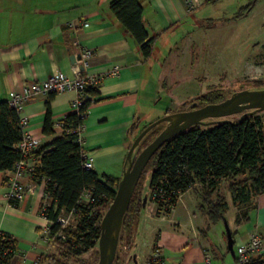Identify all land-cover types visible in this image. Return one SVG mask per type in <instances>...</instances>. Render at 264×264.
Instances as JSON below:
<instances>
[{
    "label": "crops",
    "instance_id": "1",
    "mask_svg": "<svg viewBox=\"0 0 264 264\" xmlns=\"http://www.w3.org/2000/svg\"><path fill=\"white\" fill-rule=\"evenodd\" d=\"M111 1L0 0V101H8L11 93L20 90L25 82L44 80L56 69L73 76L72 55L82 48L91 49L94 52L88 68L91 73L102 74L115 66L119 71L102 79L98 94L92 97L95 101L85 120L84 148L94 157V171L100 177L121 178L140 110L156 106L161 94L172 90L166 84L177 77L183 66L179 58L184 48L192 53L190 70L195 67L198 57L194 53L199 47L196 40L188 46L186 42L194 38L200 26L193 23L187 26L191 15L187 0H139L146 28L155 37L152 55L144 58L134 38L111 11ZM194 1L198 7L219 0ZM177 32L181 33V46L176 41L174 48L163 53L160 39H171ZM76 96L72 91L38 94L26 102L22 115L29 119L28 131L41 140L42 146L63 134L57 124L75 113ZM48 110L54 123L53 134L44 133ZM38 160L33 157L30 161L37 164ZM10 175L9 171H0V231L17 241L18 251L10 264H35L50 248L39 234L45 182L39 183L27 174L22 182L32 190L13 205L6 183ZM189 193L191 196L187 197ZM223 196L229 205L226 219L235 233V255L228 249L227 234L222 228L225 222L212 223L200 209L199 194L190 189L169 213L160 212L157 204L148 200L130 260L136 264H202L204 254L211 253L214 264H237V245L247 242L254 229L264 235V193L252 201L248 220L241 223L237 222L240 206L233 203L229 189ZM141 235L150 239V251L143 262L136 253L145 238ZM154 249L161 254L159 259L152 258Z\"/></svg>",
    "mask_w": 264,
    "mask_h": 264
},
{
    "label": "trees",
    "instance_id": "2",
    "mask_svg": "<svg viewBox=\"0 0 264 264\" xmlns=\"http://www.w3.org/2000/svg\"><path fill=\"white\" fill-rule=\"evenodd\" d=\"M212 1L214 0L207 2ZM110 9L134 38L144 58H149L153 52L155 37L150 36L146 28L141 2L112 0ZM88 92L91 98L83 109L90 106L95 101L92 97L98 94L97 89H89ZM223 100L222 96L209 92L195 97L191 100V105L202 107ZM62 120L65 123L63 134L42 146L33 156L39 158L34 178L39 183L45 182L46 203L43 200L40 211L43 210L46 217L54 222L49 245L55 239L65 245L70 254L81 256L97 246L104 216L101 210L109 207L113 201L122 177H100L94 170L85 169L82 147L76 142L77 135L67 131L77 127L81 120L76 113L69 114ZM233 121L195 125L172 137L154 154L125 214L118 251L123 235L127 233L130 250L134 252L146 188L157 193L158 210L164 213H169L176 206L182 194L190 189L196 190L201 198L200 209L212 223L224 221L229 210L223 195L213 200L225 180L234 179L229 184V191L236 206L250 205L264 193V118L257 113L246 115L241 121ZM152 122L144 125L136 134L135 129L139 123L137 119L134 123V139ZM165 126L166 123L163 122L149 131L142 139L137 154ZM44 133H54L50 110L45 120ZM21 138L22 129L17 111L8 101H0V171L14 170L21 159L17 148ZM149 171L151 177L147 179L146 173ZM8 179L7 177L6 183ZM198 184L202 186V191L197 189ZM85 191L89 192V198H83ZM13 205L17 204L13 202ZM248 213H238L237 222L248 220ZM64 214L74 215L75 229L68 230L67 225L57 222ZM17 251L16 239L10 234L2 233L0 264H10ZM118 251L114 264L118 259ZM235 259L237 262V257ZM250 264H264V255L253 256Z\"/></svg>",
    "mask_w": 264,
    "mask_h": 264
},
{
    "label": "rangeland",
    "instance_id": "3",
    "mask_svg": "<svg viewBox=\"0 0 264 264\" xmlns=\"http://www.w3.org/2000/svg\"><path fill=\"white\" fill-rule=\"evenodd\" d=\"M190 14L187 26L189 27V24L192 23L200 26L197 28L195 36L193 35L194 38L186 42V46H188L193 43L190 41L196 40L197 48L199 47V50L194 53L195 57H198L195 67L192 68V71L190 70L188 65L191 62L192 53H189L187 47L184 48V51L180 52L179 58L183 66L175 77L176 79L173 78L171 82L169 81L170 83L166 84V88L169 86L172 90L168 94L165 90L161 94V100L156 102V106L147 111L144 107L140 110L138 123L140 129L150 121L188 109L191 106V100L200 94L211 92L226 99L236 91L264 88V0H219L196 6L190 11ZM180 37L181 33L178 32L171 39L162 37L159 44L162 46L163 53L168 52L171 47L174 48L176 41L179 42L178 46L180 47ZM174 79L176 81L178 79L176 85L173 83ZM258 114L264 118V111ZM240 116V114L233 115L229 119L237 120ZM139 128L136 127V134ZM150 177L151 171L146 173V178ZM233 180V178L227 179L213 200L227 194L229 184ZM197 188L202 191L201 185L198 184ZM189 196L191 193L187 195V197ZM252 205L253 202L250 205L241 206L238 213L243 215L249 212ZM107 209L108 207L103 208L101 213L104 215ZM231 212H233V208H231ZM231 212L229 218H231ZM222 226L223 231H226L224 224ZM75 227L76 219L72 215L69 217L67 229L73 230ZM262 236L264 237L263 234ZM149 243L150 239L145 237L138 245L136 253L141 256V262L146 259L150 251ZM153 251L156 253L157 249ZM49 253L38 264H98L100 257L98 244L93 250L81 256H74L69 253L65 245L55 239L50 245ZM131 255L129 238L125 233L120 242L118 259L115 264H136L130 260Z\"/></svg>",
    "mask_w": 264,
    "mask_h": 264
},
{
    "label": "built area",
    "instance_id": "4",
    "mask_svg": "<svg viewBox=\"0 0 264 264\" xmlns=\"http://www.w3.org/2000/svg\"><path fill=\"white\" fill-rule=\"evenodd\" d=\"M208 1V0H207ZM188 10L192 11L196 6L194 0H187ZM83 24V22H82ZM84 26H88V22H84ZM73 26V24H72ZM81 54V58L77 59L73 63V76H68L60 69L54 70V72L44 80L25 82L20 90H15L11 93V96L8 100L11 107H13L19 116L20 126L22 129V138L18 143L17 148L21 154V159L16 163L14 170L11 172V175L7 181L8 189V199L13 204H17L19 201L24 199L31 187L25 185L22 182V179L27 175L34 177V170L36 163H32L30 160L33 158L34 154L42 147L41 140L34 137L29 131V119L23 116V110L25 108L26 102L35 95H47L50 93H62L66 91H72L77 94L75 100L73 101V107L75 113L78 115L81 120L80 124L74 129H68L70 133H75L77 135L76 142L82 147V158H83V167L87 170H94L95 161L94 157L85 150L84 148V130H85V120L90 114V106L86 109H83L87 100L91 98L89 89H97L100 82L107 76L116 75L119 71V67L115 66L104 72L102 74H93L89 71L90 61L94 55V52L88 48H82L78 51ZM77 54V53H76ZM83 66L84 69L81 70L80 66ZM59 127L64 129V121L61 120L57 124ZM157 193H152L150 189L148 192V200L156 203ZM83 198H89V192L85 191ZM46 203V198L44 197ZM41 223L39 224V234L42 242L46 245L52 240V227L54 222L48 219L44 211H40ZM72 214L61 215L57 222L61 223L63 226H66L69 223V217ZM2 232L0 231V235ZM61 235V234H60ZM237 264H250L253 256H262L264 255V237L257 230L254 229L249 234V239L247 242H243L237 245ZM161 254L157 251L152 255L153 259H159ZM40 260H36L35 264H38ZM202 264H214L213 256L211 253L204 254Z\"/></svg>",
    "mask_w": 264,
    "mask_h": 264
},
{
    "label": "water",
    "instance_id": "5",
    "mask_svg": "<svg viewBox=\"0 0 264 264\" xmlns=\"http://www.w3.org/2000/svg\"><path fill=\"white\" fill-rule=\"evenodd\" d=\"M81 58V54H73L72 64ZM81 70L84 67L80 66ZM196 106V104H193ZM264 111V88H249L234 92L230 97L219 103L177 111L167 114L149 124L133 141L128 155L127 166L118 184L116 195L109 205L101 221V235L98 240V264H114L117 256L123 220L127 213L134 192L141 180L147 165L154 154L172 137L183 133L195 125H211L231 121L230 116L240 114L239 121L246 115H253ZM208 119H212L208 121ZM166 123L165 128L142 151L137 154L138 147L146 134L160 123ZM148 193L143 198L144 208L147 205ZM228 249L235 255V239L232 229L224 219Z\"/></svg>",
    "mask_w": 264,
    "mask_h": 264
},
{
    "label": "flooded vegetation",
    "instance_id": "6",
    "mask_svg": "<svg viewBox=\"0 0 264 264\" xmlns=\"http://www.w3.org/2000/svg\"><path fill=\"white\" fill-rule=\"evenodd\" d=\"M196 108H199V107H197V106L194 107V106L191 105V106H190L188 109H186V110H191V109H196ZM180 111H184V110H180ZM208 121H209V120H208Z\"/></svg>",
    "mask_w": 264,
    "mask_h": 264
}]
</instances>
